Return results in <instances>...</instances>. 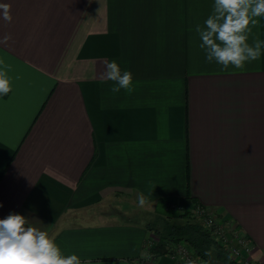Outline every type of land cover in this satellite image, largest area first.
<instances>
[{
  "label": "crops",
  "instance_id": "0c3cea01",
  "mask_svg": "<svg viewBox=\"0 0 264 264\" xmlns=\"http://www.w3.org/2000/svg\"><path fill=\"white\" fill-rule=\"evenodd\" d=\"M214 2L0 0L13 16L0 20L13 88L0 96V219L25 216L82 264H184L152 250L149 221L196 201L264 264V48L243 71L209 63L195 28ZM256 19L249 44L264 41ZM113 60L131 94L101 78Z\"/></svg>",
  "mask_w": 264,
  "mask_h": 264
},
{
  "label": "clouds",
  "instance_id": "9594fccd",
  "mask_svg": "<svg viewBox=\"0 0 264 264\" xmlns=\"http://www.w3.org/2000/svg\"><path fill=\"white\" fill-rule=\"evenodd\" d=\"M262 16L264 0H215L213 13L206 19L205 26L195 28L206 60L220 64L221 71L228 70L229 66L243 71L247 63L258 60L264 41L257 39L249 44L248 38L258 23L256 18ZM12 19L10 4L0 3V20L11 23ZM9 71L11 65L0 58V96L13 90ZM101 78L115 82L111 89L113 93H119L121 89L128 94L134 91L133 74L127 70L122 72L115 60L106 63ZM138 201L144 205L143 194L138 196ZM144 259L151 260V256ZM0 264H82V261L76 254L62 255L48 232L33 226L25 216L12 213L0 219Z\"/></svg>",
  "mask_w": 264,
  "mask_h": 264
},
{
  "label": "built area",
  "instance_id": "2783aa9c",
  "mask_svg": "<svg viewBox=\"0 0 264 264\" xmlns=\"http://www.w3.org/2000/svg\"><path fill=\"white\" fill-rule=\"evenodd\" d=\"M193 207L197 210V212L193 214L201 216L200 222L209 235L227 250L230 257L233 258L237 264H258L249 256L252 243L241 229H231L229 221L218 217L199 202H194ZM167 248V252L184 264H208V262L196 253L184 240H175V242L171 240ZM190 248L194 253L189 251Z\"/></svg>",
  "mask_w": 264,
  "mask_h": 264
},
{
  "label": "trees",
  "instance_id": "16d2710c",
  "mask_svg": "<svg viewBox=\"0 0 264 264\" xmlns=\"http://www.w3.org/2000/svg\"><path fill=\"white\" fill-rule=\"evenodd\" d=\"M196 202V201H194ZM189 208H185L179 213L181 221L163 220L162 230L156 231L158 235L157 241L151 245L152 250L164 252L167 251V239L170 240H184L192 249L206 259L210 264H216L211 255H206L210 252L217 258L227 256L223 248L209 235L200 220L194 219V214L190 213ZM224 259V258H223ZM227 264H236L227 256Z\"/></svg>",
  "mask_w": 264,
  "mask_h": 264
},
{
  "label": "rangeland",
  "instance_id": "374dc122",
  "mask_svg": "<svg viewBox=\"0 0 264 264\" xmlns=\"http://www.w3.org/2000/svg\"><path fill=\"white\" fill-rule=\"evenodd\" d=\"M200 203V202H199ZM181 209V211L180 212H182L185 208L184 207H182V208H180ZM195 212H197V210L195 209V207H193V209L191 210V212L190 213H195ZM178 215H179V213H178ZM168 216V215H157V216H155V217H152L151 219H150V221H149V223H150V226H151V231L154 233V234H157V232L156 231H160V230H162V226H163V220H167L168 219V221H181L182 219L179 217V216ZM194 216V219H198V220H200V217L201 216H198V215H193ZM202 219V218H201ZM173 242H175V240H172ZM170 242V241H169ZM169 242L167 243V245H169ZM218 243V242H217ZM218 245H220L219 243H218ZM220 247H222L221 245H220ZM223 248V247H222ZM189 251H192V253H194L193 252V250L190 248V250ZM223 251L225 252V254L228 256V258L229 259H231V260H233V258H231L230 257V255L228 254V252H227V250H225L224 248H223ZM227 256H223V258H217V257H215L213 254H211V258H212V260L216 263V264H227V262H226V260H227ZM206 260V259H205ZM207 261V260H206ZM234 261V260H233ZM208 262V261H207ZM235 262V261H234ZM236 263V262H235ZM208 264H210L209 262H208ZM237 264V263H236Z\"/></svg>",
  "mask_w": 264,
  "mask_h": 264
}]
</instances>
